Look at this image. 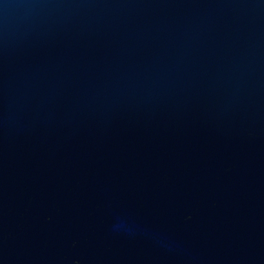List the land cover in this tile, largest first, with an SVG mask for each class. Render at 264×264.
Here are the masks:
<instances>
[{
	"label": "water",
	"instance_id": "water-1",
	"mask_svg": "<svg viewBox=\"0 0 264 264\" xmlns=\"http://www.w3.org/2000/svg\"><path fill=\"white\" fill-rule=\"evenodd\" d=\"M0 264H264V0H0Z\"/></svg>",
	"mask_w": 264,
	"mask_h": 264
}]
</instances>
